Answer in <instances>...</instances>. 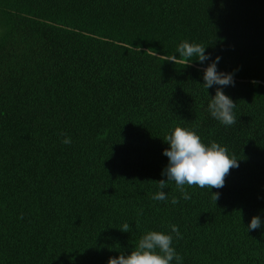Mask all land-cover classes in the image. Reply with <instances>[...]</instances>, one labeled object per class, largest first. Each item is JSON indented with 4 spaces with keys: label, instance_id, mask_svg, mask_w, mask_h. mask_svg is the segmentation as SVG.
Here are the masks:
<instances>
[{
    "label": "trees",
    "instance_id": "obj_1",
    "mask_svg": "<svg viewBox=\"0 0 264 264\" xmlns=\"http://www.w3.org/2000/svg\"><path fill=\"white\" fill-rule=\"evenodd\" d=\"M184 40L210 60L159 57ZM217 56L231 126L208 110ZM176 125L238 159L224 187L152 198ZM150 230L179 264H264V0H0V264H107Z\"/></svg>",
    "mask_w": 264,
    "mask_h": 264
},
{
    "label": "clouds",
    "instance_id": "obj_2",
    "mask_svg": "<svg viewBox=\"0 0 264 264\" xmlns=\"http://www.w3.org/2000/svg\"><path fill=\"white\" fill-rule=\"evenodd\" d=\"M206 46L198 43H191L187 40L182 41L177 46V53L173 55H159L164 61H170L175 65L190 66V62L198 60L200 63L209 61L211 54L205 52ZM220 57H215L207 64L203 70L204 87H216L214 96L208 103L210 115L225 126H231L236 123V117L233 109L236 103L230 96L222 90L225 86H234V73L217 70V63ZM253 84L259 83L252 81ZM62 135H64L62 133ZM169 145L163 150V154L168 157V162L162 171V175L167 179L158 180V187L161 191L153 195L157 201H166L167 195L163 189L169 182H175L176 189L181 193L185 200L191 199L186 191L185 185L198 186L200 188L220 189L225 185V177L230 173V169L238 168V159L230 157L228 149L217 143L215 140L209 144H204L199 135L191 130L176 125L163 138ZM64 144H70V137L64 135L62 141ZM212 192V191H211ZM215 201L219 198L218 192H212ZM173 205L179 203L177 197H172ZM261 227L259 216H253L247 229L255 230ZM121 231H130L129 223H124ZM171 231L177 238H182L178 226L171 225ZM173 237L161 231L150 230L146 232L139 240L130 253L121 252L118 257H109L107 264H171L173 260L178 264L182 261L181 257L172 246Z\"/></svg>",
    "mask_w": 264,
    "mask_h": 264
}]
</instances>
